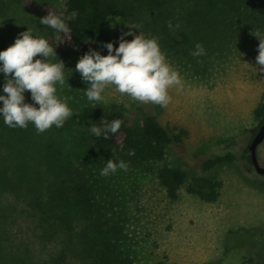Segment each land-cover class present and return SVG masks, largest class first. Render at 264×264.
<instances>
[{"label": "rangeland", "instance_id": "1", "mask_svg": "<svg viewBox=\"0 0 264 264\" xmlns=\"http://www.w3.org/2000/svg\"><path fill=\"white\" fill-rule=\"evenodd\" d=\"M62 6L63 0H0V51L12 45L27 28L32 29L34 36L44 37L38 13L56 14ZM110 21L114 33L122 35L128 31L129 23L123 19L111 18ZM132 31L139 34L136 29ZM132 38L124 37L129 41ZM242 38L231 46L230 53L217 66L205 73V78L179 71L183 87L169 90L172 100L164 108L133 102L115 88L106 89L104 101L93 108L94 102H89L85 96L80 74L70 66L64 70L65 85H57V95L69 97L68 106L79 115L74 114L63 127L53 126L42 134H37L31 126L24 155L46 160L47 152L57 162L64 163L86 159L85 132L99 110L110 103H121L132 113L138 114L141 110L153 113L166 129L181 127L187 132L182 143L166 149L159 163L188 172L189 177L175 199L166 196L153 171L129 167L127 172L118 170L114 175L101 177L99 173L107 163L88 160L94 193L119 219L121 231L135 251V260L150 264L158 261L245 264L250 258L263 261V175L254 169L239 172L222 165L212 172V176L221 181L215 201L204 202L186 190L192 177L200 174L204 158L225 147L238 149L245 145L246 130L257 124L252 109L264 92V73H256L254 68L257 67L259 39L249 34ZM260 38L264 39V33H260ZM54 41L60 43V33L56 32ZM89 46L95 48L91 43ZM3 84L4 75L0 73V91ZM258 153L259 162L264 166V139L258 145ZM45 160L42 161L45 163ZM2 201L18 212L22 208L11 194L4 193ZM6 228L8 244L14 251L27 252L31 261L45 259L55 248L52 240L39 239L34 222L23 213H12Z\"/></svg>", "mask_w": 264, "mask_h": 264}, {"label": "trees", "instance_id": "2", "mask_svg": "<svg viewBox=\"0 0 264 264\" xmlns=\"http://www.w3.org/2000/svg\"><path fill=\"white\" fill-rule=\"evenodd\" d=\"M47 14L38 13L39 18ZM56 14L62 15L70 33H60L61 41L56 44V32L43 25L44 38L55 48L65 69L75 67L79 57L90 49L107 55L104 44L118 47L121 35L113 32L111 18L141 24L146 36L159 37L161 50L174 68L200 78H205V73L217 66L242 37L249 34L255 38L257 33H264V0H63L62 9ZM168 21L173 25L179 22L180 28L170 31ZM90 43L95 48H90ZM196 43L203 45L206 55H191ZM81 84L86 90L88 85L82 79ZM4 94L0 91V95ZM24 96L25 102L31 103L30 92L26 91ZM252 116L257 124L246 130L247 143L238 149L222 148L204 158L200 174L193 176L186 187L188 193L204 202H213L221 188V181L212 176L216 168L226 165L239 172L253 169L247 144L264 121V92L253 107ZM101 119L109 122L120 119L123 123L118 133L105 140L89 131L93 124L100 126ZM31 126L9 128L0 116V264H150L135 260V251L122 233L119 219L94 193L88 160L92 163L124 160L129 167L153 171L166 196L175 199L189 177L188 172L159 163L167 148L182 143L186 130L181 127L168 130L153 113L141 110L136 114L121 103H110L93 116L85 132L88 157L64 163L47 152L46 160L24 155ZM129 149H134L135 155H127ZM256 155L260 161L258 147ZM4 193L21 203L20 212L2 201ZM16 212L34 222L41 241L55 242L54 250L45 259L31 261L27 252L14 251L8 244L6 226ZM245 264H264V260L250 258Z\"/></svg>", "mask_w": 264, "mask_h": 264}, {"label": "clouds", "instance_id": "3", "mask_svg": "<svg viewBox=\"0 0 264 264\" xmlns=\"http://www.w3.org/2000/svg\"><path fill=\"white\" fill-rule=\"evenodd\" d=\"M39 23L57 33H70L62 15L48 12L39 19ZM167 27L170 31H176L180 28V23L173 25L168 21ZM127 28L128 31L119 38L118 47L114 48L112 43L103 45L107 49V55L90 49L79 57L75 71L88 85L85 90L87 100L94 102L95 108L104 101L105 90L115 88L133 102L167 107L172 100L169 90L183 87L181 74L168 62L165 52L161 50L159 37L146 36L139 23H131ZM133 29L139 30V34H135ZM125 36L133 38L129 41L124 39ZM255 36L259 39V44L255 58L257 67L254 68L256 73H264V39L260 38L259 33ZM206 54L200 43H196L195 51L191 53L194 57ZM64 70V62L57 58L55 48L44 37L34 36L30 28L20 33L12 45L0 51V73L4 75L5 93L0 95V102L3 104L0 116L3 117L4 124L13 129H27L32 124L37 134H42L53 126L63 127L74 114L79 115L68 106L69 97L57 95V85L63 87L66 83ZM26 91L30 92L33 103L25 102ZM122 123L120 119L110 122L101 119L100 126L93 124L89 131L96 138L108 140L119 132ZM123 150L121 143L120 151ZM115 152L114 149L113 155ZM126 154L133 156L135 150L129 149ZM118 170L127 172L129 163L109 159L99 174L101 177H108Z\"/></svg>", "mask_w": 264, "mask_h": 264}, {"label": "water", "instance_id": "4", "mask_svg": "<svg viewBox=\"0 0 264 264\" xmlns=\"http://www.w3.org/2000/svg\"><path fill=\"white\" fill-rule=\"evenodd\" d=\"M264 139V121L258 126V129L247 144L250 161L256 173L264 175V166L259 162L256 155V148Z\"/></svg>", "mask_w": 264, "mask_h": 264}]
</instances>
